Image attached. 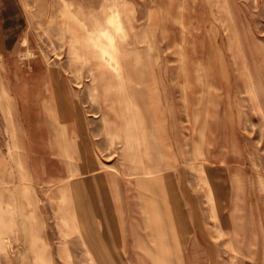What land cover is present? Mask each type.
Instances as JSON below:
<instances>
[{
	"label": "rangeland",
	"instance_id": "374dc122",
	"mask_svg": "<svg viewBox=\"0 0 264 264\" xmlns=\"http://www.w3.org/2000/svg\"><path fill=\"white\" fill-rule=\"evenodd\" d=\"M141 1L162 10L147 14L156 24L138 32H146L149 43H115L130 35L113 27L106 36L97 34L96 40L103 42L67 44L63 29H57L37 49L25 45L24 56L43 53L45 66L55 65L64 74L60 78L69 87L71 108L84 116L85 147L102 173L93 182L96 186L85 187L84 198L90 201L91 193L98 192L99 211L104 192L110 200H123L140 240L146 223L150 245L145 239L144 245L135 246L137 251L121 253L129 257L126 264H264V0ZM22 63V83L31 87L36 62L30 58ZM153 79L166 117L160 121L169 145L163 158L171 161V152L175 158L165 168L167 238L158 219L148 220L138 203L145 200L146 189L130 183L157 174L133 171L159 149V126L151 108L142 107L145 119H136L130 102V96L147 98ZM13 84L17 87L15 78ZM47 94L39 92L38 105L31 91L16 92L24 155L40 171L29 180L36 211L24 210L21 187L28 180L19 176V161L16 176L3 183L14 190L15 204L13 199L0 202V214L10 209L11 217L7 232L0 234V264H103L92 259L84 238L95 234L109 256L105 264H123L116 258V222L106 220L109 210L102 207L99 218L80 231L85 213L77 181L83 134L77 117L64 119L68 108L50 109L55 118L48 112L42 103ZM9 111L0 105L3 118ZM0 155L15 157L3 132ZM51 173L55 180L48 178ZM209 178L221 194L218 202Z\"/></svg>",
	"mask_w": 264,
	"mask_h": 264
},
{
	"label": "crops",
	"instance_id": "0c3cea01",
	"mask_svg": "<svg viewBox=\"0 0 264 264\" xmlns=\"http://www.w3.org/2000/svg\"><path fill=\"white\" fill-rule=\"evenodd\" d=\"M159 11H162L159 6L148 7L146 2L141 0H0V105L11 109L5 114L4 118L0 115V123L1 120H5L4 127L1 128L0 126V132H3L10 153L15 156L9 157L0 155L1 203H5L8 199V195L11 194L15 204L14 190L9 186H5L3 183L16 176L18 172L16 171V162L19 161L22 165L21 174L19 176L22 180H26L27 178L29 182H26V184L24 183L21 187L24 210L27 212H31V210L36 211L35 206H33L34 198L32 184H30L29 180L32 181L40 170L38 167L30 164V161L24 155L25 146L23 144L21 120L14 110L18 101L16 92L19 90L31 91L35 99H37L36 103L38 105L40 104L39 92H47V100L42 101V103L54 118V110L51 112L50 109H55L57 106L63 108H70L71 106V95L68 94L69 87L65 82V78H60V76L64 74L59 71L55 65L47 64V66H45V57L43 53L37 52L35 54L33 52L30 57L37 65V68H32L31 74L33 79L31 87H27V85L22 83V77L25 75L23 73L24 69L22 68V62L30 59L24 56L26 43L31 45L33 49H37V45L41 43L42 39L46 38V40L49 41L50 34L51 37H54L57 29H63L62 36L64 42L67 44L81 45L103 42L96 40L97 33L99 36H104L106 33L109 34V29L113 27H122L125 29V32L130 35H128L129 39H114L113 42L115 43H149V36H145L146 32L144 31L145 33H143V35H139L138 32L140 29L150 28L152 24L155 25L156 23L154 20L147 19V14L150 15L153 12L158 13ZM138 12L143 13L139 18ZM114 13H116V17L113 19L112 15ZM42 28H46L48 34H46ZM99 32H102L103 35ZM41 65L44 66L41 67ZM14 78L17 87L13 84ZM139 102L140 107L151 108L148 96L147 98L144 96L143 100L139 99ZM158 147L159 149L156 150V154L152 156L151 154L149 155V161L146 162L144 159L141 169L133 170L155 172L157 174L154 177H148V175L140 176L139 178L130 180V183L137 188L142 187L148 190L143 191L145 200H138L141 209H143V214L145 212L148 213V220L158 219V221L162 223V214L165 213L163 218L165 224L162 223L161 226L160 223L159 230L161 233V228L164 227V231L162 232H164L167 238L170 237L166 218L169 196L167 193L168 184L165 168L168 166L165 164L160 146ZM18 155L20 159H17ZM66 174L67 173L64 172L63 177L66 178ZM48 178L55 180L57 175L51 173V175L48 174ZM64 186L66 185L64 184ZM88 186L91 185H84V187ZM122 187L124 188L125 185L120 186V188ZM149 189H151L153 193H151ZM87 202L88 201L85 200L84 197L81 198L80 209L83 206L85 207ZM155 202L160 204L159 216L153 214L158 209L157 206L153 207L151 205ZM110 203L113 208L111 219L116 222L115 229L113 230L115 231L114 242L119 252L116 258L122 261L123 264H126L129 261V257H125L121 253L125 252L127 254L129 251H137L135 246L137 244L144 245L145 239L147 240V244L150 245L148 240L149 231L147 230L146 232L145 228L147 225L144 222L143 224L145 225H143V229L140 232L143 237L140 240V237H136L137 233L132 231V229L137 228V224L133 223L132 219L127 216L129 212L127 213L124 201L112 198ZM99 204L104 203L101 202ZM82 211L85 213V211L81 209V213H83ZM100 211H102V207ZM100 211L96 215V219L99 218ZM81 218L84 219L85 216H81ZM144 219L145 217L143 215V220ZM166 241L165 239V243ZM171 243L174 242L171 240Z\"/></svg>",
	"mask_w": 264,
	"mask_h": 264
},
{
	"label": "bare ground",
	"instance_id": "6f19581e",
	"mask_svg": "<svg viewBox=\"0 0 264 264\" xmlns=\"http://www.w3.org/2000/svg\"><path fill=\"white\" fill-rule=\"evenodd\" d=\"M148 87H149L148 88L149 103H151V101L155 102L154 107L150 104L152 119H156L158 126H159V127L155 128L156 136L158 138V143H159L160 149L162 151V155L164 154V156H166V152H168V146L169 145L166 144L167 142H164L166 135H165V131H163L164 128L161 127V125H160V121L163 119H166V117L164 115V109H163V105L161 102V97H160V93L158 91L156 80L153 79V81L151 82V84ZM130 102H131L132 106L136 107L135 115H134L135 118L136 119H145V112H144V109L142 107H140V102H139L138 96H130ZM9 110H11V109L9 108ZM153 110H154V113H153ZM63 115H64L63 116L64 119H76L75 117H77L78 122L80 124L82 134H83L84 141H81V139L79 140V147H80V150H81L82 156H83L82 173L80 175L81 177L77 181L78 186L81 190L80 193L82 194L81 198H83V197H85L84 185L88 184V181H90L89 183L92 182L91 187L93 188L95 186V184H93V182L99 180L102 177V173L96 169V168H98V165H97L98 161L96 160V158L93 155L89 154L91 152L90 149L85 147V145L87 144V141L85 139H87L88 135H87L86 130H85L84 116H83L81 110H79L77 113H75V112H73V110L70 106V109L69 108H68V110L66 109V114H63ZM77 134H79L78 131H77ZM145 146H147V144H145ZM147 148H148V146H147ZM167 155H168V153H167ZM171 156H172L171 161L165 160L166 165H168L167 164L168 162L171 165H174L175 158H174L173 152H171ZM92 163H95V164L91 165ZM209 183H210L211 189L213 191L214 199L216 200V202H218L220 197H221V194L219 193V191L217 189V185H216V183H212L210 178H209ZM86 188H88V187H86ZM149 191L151 193H153L151 189H149ZM168 192H169V190L167 188V193ZM103 195H104V197L102 196L100 198V199H102V202L104 203L102 207L105 210L107 209V212L109 210L106 220H107V222H109V221L112 222L111 213H112L113 208H112V206H110L111 200L109 199L106 192H104ZM98 196H99L98 192L95 195H94V193H91L90 197L92 199L90 201H88V204H86L85 207L83 206L81 208L82 210L85 211V218L83 219V221L80 224V231L82 233H84V229L87 226V224L91 225V223H94V218L96 217V215L99 212V208L97 209L98 206H96L97 199H99V198H97ZM7 198H8L7 200H12L13 197L11 194H9ZM157 208H158V210H156V212L153 213V214H155V216H157V215L159 216V211H160L159 206ZM105 210H103V211H105ZM88 212H90L91 215H89ZM87 216H89V217H87ZM10 218H11L10 217V209H7L6 211H3L0 214V234L7 232L6 225L8 226L11 223ZM158 223L160 226L161 222H158ZM161 226H162V223H161ZM162 231H164V227L161 228V232ZM84 238H85V241L92 247V251L90 252L92 259L95 261V260H98V258H99L100 262L105 264V261H107L109 259V256H107V254L105 255L99 247V245L103 243L101 237L96 236V234H95L92 237H84ZM94 248L100 249V250L93 251ZM8 258H10V257H8Z\"/></svg>",
	"mask_w": 264,
	"mask_h": 264
}]
</instances>
